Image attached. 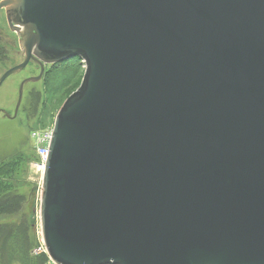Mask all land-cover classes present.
I'll return each instance as SVG.
<instances>
[{
	"label": "water",
	"instance_id": "1",
	"mask_svg": "<svg viewBox=\"0 0 264 264\" xmlns=\"http://www.w3.org/2000/svg\"><path fill=\"white\" fill-rule=\"evenodd\" d=\"M23 62L78 59L41 183L55 264H264V0H1Z\"/></svg>",
	"mask_w": 264,
	"mask_h": 264
},
{
	"label": "rangeland",
	"instance_id": "2",
	"mask_svg": "<svg viewBox=\"0 0 264 264\" xmlns=\"http://www.w3.org/2000/svg\"><path fill=\"white\" fill-rule=\"evenodd\" d=\"M23 59L18 37L8 30L4 10L0 11V76ZM38 74V66L30 62L7 79L0 87V109L14 118L20 82ZM83 74L84 64L78 59L45 65L38 82L25 84L15 119L0 114V264H52L41 235V159L31 133L43 135L53 128Z\"/></svg>",
	"mask_w": 264,
	"mask_h": 264
},
{
	"label": "built area",
	"instance_id": "3",
	"mask_svg": "<svg viewBox=\"0 0 264 264\" xmlns=\"http://www.w3.org/2000/svg\"><path fill=\"white\" fill-rule=\"evenodd\" d=\"M52 133H53V128H51L50 131H47L43 135H40L38 132H32L31 133V139L35 142L34 146H35L36 150H37V145L39 146V150H37V152H38L39 158L41 159V161H40L41 168H42L43 163H44V167H45V162H46V158H47V153H48V148H49ZM43 171H44V169H43ZM45 253H46V249H45ZM46 255H47V253H46ZM51 263L55 264L52 261H51Z\"/></svg>",
	"mask_w": 264,
	"mask_h": 264
},
{
	"label": "flooded vegetation",
	"instance_id": "4",
	"mask_svg": "<svg viewBox=\"0 0 264 264\" xmlns=\"http://www.w3.org/2000/svg\"><path fill=\"white\" fill-rule=\"evenodd\" d=\"M0 11H3V10H0ZM4 13H5V12H4ZM5 21H6V25H7L8 30H9L11 33H15V32H13V31H11L10 27L8 26V23H7V20H6V16H5ZM15 34H16V33H15ZM16 36H17V34H16ZM28 65H29V64H28ZM28 65H27V67H28ZM27 67H26V68H27ZM26 68H25V69H26ZM38 68H39V67H38ZM6 71H7V70H6ZM14 75H15V74H14ZM12 76H13V75H12ZM10 77H11V76H10ZM10 77H8L7 79H9ZM27 78H29V77H27ZM27 78H25V79H27ZM7 79H6V80H7ZM25 79H23V80H25ZM6 80H5V81H6ZM23 80H22V81H23ZM5 81H4V82H5ZM22 81H21V82H22ZM4 82H3V83H4ZM21 82H20V83H21ZM3 83H2V84H3ZM26 84H28V83H26ZM19 85H20V84H19ZM1 86H2V85H1ZM1 86H0V87H1ZM24 86H25V85H24ZM24 86H23V89H24ZM18 88H19V87H18ZM22 95H23V93H22ZM21 101H22V97H21ZM21 101H20L19 106H18V108H17V104H18V94H17V98H16V102H15V107H14V113H13L14 118H12L11 116H9L6 112H4V111L1 110V109H0V114L2 113L3 116H4V118H6L7 120H14L15 117L17 116V112H18V109H19V107H20Z\"/></svg>",
	"mask_w": 264,
	"mask_h": 264
},
{
	"label": "bare ground",
	"instance_id": "5",
	"mask_svg": "<svg viewBox=\"0 0 264 264\" xmlns=\"http://www.w3.org/2000/svg\"><path fill=\"white\" fill-rule=\"evenodd\" d=\"M43 167H44V163H43L42 168H41L42 174H43V169H44Z\"/></svg>",
	"mask_w": 264,
	"mask_h": 264
}]
</instances>
